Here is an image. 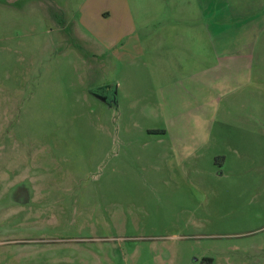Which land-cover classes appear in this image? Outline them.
<instances>
[{"label":"rangeland","instance_id":"374dc122","mask_svg":"<svg viewBox=\"0 0 264 264\" xmlns=\"http://www.w3.org/2000/svg\"><path fill=\"white\" fill-rule=\"evenodd\" d=\"M86 1L0 0V264H264V17L106 47Z\"/></svg>","mask_w":264,"mask_h":264},{"label":"crops","instance_id":"0c3cea01","mask_svg":"<svg viewBox=\"0 0 264 264\" xmlns=\"http://www.w3.org/2000/svg\"><path fill=\"white\" fill-rule=\"evenodd\" d=\"M88 1V0H87ZM86 1V2H87ZM100 0H92L91 5L83 12V18L89 27L96 28V37L104 46H112L119 43L122 39L130 38L137 35L138 25L132 7V0H105V6L95 4ZM85 2V4H86ZM208 2L209 0H148L154 21V28L157 31H168L169 33L176 31H193L206 30L208 23ZM222 3V2H221ZM59 5V3H57ZM136 5L141 7L140 0H136ZM172 7H174L172 9ZM65 9L64 4L60 5V10ZM179 10L186 17L185 22L173 20L172 13ZM252 24L257 27L260 23H256L257 19L264 17V0H252ZM264 21V20H263ZM186 35V34H184ZM178 60L179 58L169 59L162 57L163 60ZM185 143L198 142L193 137H183L180 139ZM19 184V185H18ZM16 190L30 189L23 181L19 180L15 186Z\"/></svg>","mask_w":264,"mask_h":264}]
</instances>
